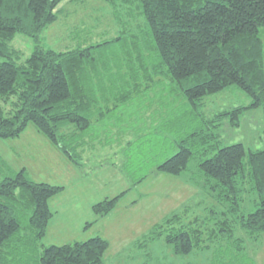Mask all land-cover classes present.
Here are the masks:
<instances>
[{
    "label": "trees",
    "instance_id": "16d2710c",
    "mask_svg": "<svg viewBox=\"0 0 264 264\" xmlns=\"http://www.w3.org/2000/svg\"><path fill=\"white\" fill-rule=\"evenodd\" d=\"M60 1L0 0V137L18 136L31 122L78 164L82 135L96 132L101 122H112L106 112L111 118L123 100L148 94L161 74L165 83L183 90L193 107L206 94L236 84L250 102L222 114H229L235 125L242 108L261 105L264 117V44L258 34L264 26V0H120L125 5L135 2L142 13L143 41L128 26L94 42L65 49L45 47L40 34L57 18ZM17 32L33 42L21 61L19 51L10 45ZM3 101L11 107L4 109ZM175 118L168 115L166 126L162 122L173 145L156 168L206 191L203 217L218 219L214 225L202 221L191 216L193 207L185 204L154 222L137 243L161 240L177 264H181L177 258L194 251L207 254V264H240L249 250L257 248L249 242L264 232V147L246 150L242 142L219 145L210 129L214 120L188 130L175 126ZM194 156L197 167L190 172L188 162ZM245 170L258 200L254 208L239 210L236 198ZM62 188L33 179L24 166L0 168V264H103L109 242L99 234L43 243L53 215L49 198ZM124 192L93 202L96 218L108 214ZM223 197L232 198L235 206L224 207Z\"/></svg>",
    "mask_w": 264,
    "mask_h": 264
},
{
    "label": "rangeland",
    "instance_id": "374dc122",
    "mask_svg": "<svg viewBox=\"0 0 264 264\" xmlns=\"http://www.w3.org/2000/svg\"><path fill=\"white\" fill-rule=\"evenodd\" d=\"M119 1L115 0L116 3L111 5L106 0H61L57 5V18L41 31L42 44L54 49H65L118 35L128 26L142 38L139 41H143L146 23L138 6L135 2L125 5ZM121 12L124 13L123 18ZM258 34L264 44V26L259 27ZM10 45L19 51L18 61H21L32 50L33 42L29 36L17 32ZM112 47L118 48L115 44ZM165 81V75L161 74L160 81L151 85L148 95L157 101L169 100L166 108L175 114V126L194 130L211 119L214 124L210 129L216 134L219 145L242 142L246 150L264 147L261 105L242 108L241 113H237L239 120L235 125L231 124L229 114H222L226 109L231 110L250 102V96L239 86L230 84L223 90L206 94L193 107L182 89L172 87L170 82ZM1 104L4 109L11 107L9 101ZM180 120H183L181 125ZM167 124L168 120H165L164 125ZM163 129L161 132H164ZM160 134L159 137L151 135L150 139L144 141L139 137L131 140L130 147H127V162L121 167L123 172L117 169L118 156L109 153L101 159L102 155L97 154L103 150L116 149V144L111 138L96 139L101 143L91 149L93 157L87 154L88 159L82 164L93 166L95 159L99 158L101 161L105 159L108 165L104 168L94 167L84 173L61 148L29 122L18 136L0 137V159L3 161L0 168L6 171L8 168L17 170L24 166L35 180L63 184V188L49 198L53 215L47 224L43 243L71 242L99 234L109 242L103 264H177L175 257L168 252V246L161 240H150L139 245L137 239L142 237V233H147L154 222L169 214L170 210H180L185 204L193 207L189 213L191 216L198 215L209 224L216 222L218 216L215 219H206L207 215L203 217L205 212L201 210L208 202L206 191L202 188L197 190L194 185L185 183L174 174L156 168L157 162L170 154L173 145L167 131ZM197 162L195 156L189 160L190 172L196 170ZM70 169H76V174L70 175ZM239 188L241 190L236 198L239 210L254 208L258 195L247 170L240 178ZM123 190L125 192L112 211L96 219L92 202ZM216 199L213 201H218ZM220 201L226 208L235 206L232 198L223 197ZM249 243L257 248L249 250L250 254L247 252L240 264H264V232ZM202 254L194 251L188 256L193 262L188 264H207L204 261L207 254ZM186 258L180 256L177 259L180 262V259ZM181 264L186 262L183 260Z\"/></svg>",
    "mask_w": 264,
    "mask_h": 264
},
{
    "label": "crops",
    "instance_id": "0c3cea01",
    "mask_svg": "<svg viewBox=\"0 0 264 264\" xmlns=\"http://www.w3.org/2000/svg\"><path fill=\"white\" fill-rule=\"evenodd\" d=\"M168 102L169 100L166 99L165 100L158 99V101L154 100L153 97H150L148 94L143 95L139 98L123 100L117 106V108H119L120 111L113 112V117H111L112 119L108 118L110 114L109 112L108 113L106 112L104 114V116L108 119V121H112V122L107 123L106 125H104L103 122H101L98 125L100 128L96 132L90 131L89 133L82 135L83 137L80 139L81 141L77 147V151L79 154L78 156L79 163L77 165L82 170H84V173H86V171H90L94 167L97 168L106 167L108 164L106 163L105 159L103 161H101L99 158L95 159V164L93 166L83 165L82 162L88 159L87 154L90 157H93V154L91 153V149L94 148V146L97 143H101L100 140H96V139L111 138L113 144H116L115 147L117 148L112 151L103 150L102 153H97V154L102 155L101 159L105 158L106 155L109 153L118 156L117 169L123 172L121 167H123L127 162L128 159L127 147L131 143V140L137 137L150 139L151 135H157V134L161 135L159 130L163 129L162 122L166 119L168 115L174 114L172 110L166 108ZM152 103H154V105ZM163 103H166V105H163ZM179 128L183 129V127H179ZM104 131L105 133L102 134L101 132ZM69 174L75 175L76 169L75 170L70 169ZM160 174H156L155 176L160 177L161 176ZM163 175L164 174H162V176ZM174 176H177L180 179L184 180L185 183H189L187 180H185L184 177L178 175H174ZM154 207H156V204L154 205ZM183 260L184 262H186V264H188L189 262H193V259L191 260L188 257L186 259H180V262L182 263ZM206 260L207 259L205 257L204 261Z\"/></svg>",
    "mask_w": 264,
    "mask_h": 264
}]
</instances>
